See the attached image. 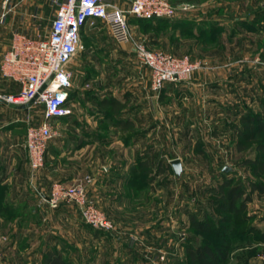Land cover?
Returning a JSON list of instances; mask_svg holds the SVG:
<instances>
[{
    "label": "rangeland",
    "instance_id": "1",
    "mask_svg": "<svg viewBox=\"0 0 264 264\" xmlns=\"http://www.w3.org/2000/svg\"><path fill=\"white\" fill-rule=\"evenodd\" d=\"M169 1L177 9L176 14L179 13L190 22L188 26L173 28L170 24L162 22L139 24L135 21L134 15L130 14L127 18L129 29L150 49L171 54L179 59L188 58L198 63L199 67L190 73L189 78L199 75L205 81H214L217 87L216 108L220 114L211 118L207 115L204 118V113L201 114L202 110L196 120L194 119V107L190 102H187L185 106L177 98L168 99L166 104L170 105L168 115H170L172 127L168 131L161 128L158 130V155L163 161L162 166L165 165L168 157L170 159L180 158L182 170L177 175L172 173L169 167L168 172L164 171L159 174V190L155 196L153 195L157 200V209L156 216L151 219L153 224L155 223L153 228L155 227L156 230L152 242H146L145 236L141 238L133 233L139 229H145L144 226L149 220L144 219L146 218L144 213L142 219L138 216L139 213L145 212L142 207L146 202L145 197L140 198L139 194L134 200V195L129 194L130 199L126 205L127 213L132 215L130 219L133 223L139 222L142 226H132L133 231L127 237L129 241L121 242V246L117 244L119 251V256L115 259L118 261L117 264L185 262L184 245L186 242L197 243L209 237L214 239L212 233L203 234L195 231L190 226L189 214L195 213L200 216L203 210H206L217 218L218 215L226 213L218 212L212 207L216 191L219 190L218 182L224 178L230 179L231 183L238 182L247 191L249 180L261 179L253 175L251 165L244 162L246 158L254 157L256 153L251 147L237 150V136L231 124L238 123L240 115L248 110L261 112L264 109V26H261L264 24V18L261 15L257 16V11L264 7V0ZM182 3L188 5L183 7ZM3 5L0 0V12ZM3 24L0 23V25ZM82 30L83 47L77 51L69 65L81 58L91 57L99 61V70L104 69L106 66H102L100 61L109 55L108 52L98 48L97 43L106 42L107 25L99 19H93L87 22ZM87 45L91 48H86ZM129 58L142 65L133 52ZM125 69L122 63L120 71H123L120 73H125ZM118 80L120 82H115L116 86L124 89L127 84L126 80L122 77ZM98 84L108 85L109 83ZM158 102L160 106L165 105L161 98ZM39 111L37 110L36 114H39ZM54 120L51 123L53 136L50 139L58 136L57 129L60 121L55 122ZM99 132L104 137H120L119 132L114 129ZM115 151H117V146H111L110 160L116 158ZM67 164L73 166L72 169L78 168L76 170L78 178L75 181L86 178L84 177L87 173L86 162H78L77 166L76 163L67 162ZM61 165L64 167L63 163ZM224 165H228L229 170L222 174ZM51 173L56 172L51 171ZM42 175L44 179L39 181V171L37 172L36 178L32 181V187L46 189L49 182L51 184L57 181V178L51 175H49L51 178H47L46 172ZM110 183H112L111 180L107 186L110 187ZM127 189L130 192L129 187ZM30 196L33 201L34 193L31 192ZM149 206L150 204L146 208L148 209ZM112 210L111 215L119 216V210L116 208ZM102 211L110 217L107 211ZM167 213H169L168 223L163 221L165 218H161ZM245 213L248 217L246 220L239 221L238 218H232L227 224L229 227L227 236L230 242L227 246L228 256L223 264H264V242H257L254 238L264 231V195L258 197L253 194L252 200L247 203ZM78 216L82 219L80 215ZM64 217L58 218L50 214L45 222L44 215L38 210H30L24 216L17 217L14 232L16 235L15 248L8 253L9 256L6 258H4L5 255L2 256L3 252L0 253V264H40L42 249L53 244L59 247L78 245L81 250L77 253L73 251L70 258L72 264L110 262L111 257L108 250L110 242L104 241L109 240L111 231L103 230L104 241L92 242L88 240V230L81 223L75 227L74 224L66 222ZM110 218L114 221L112 217ZM250 225H254L258 232L246 238L245 230ZM241 235H244V239L239 238ZM2 239L4 238L0 237V241ZM149 244L151 247L148 248ZM19 245H22V248L19 249ZM99 247H101L100 252ZM126 248L128 252H125ZM85 250L89 251L90 255H87ZM133 252H137L138 257H134Z\"/></svg>",
    "mask_w": 264,
    "mask_h": 264
},
{
    "label": "crops",
    "instance_id": "2",
    "mask_svg": "<svg viewBox=\"0 0 264 264\" xmlns=\"http://www.w3.org/2000/svg\"><path fill=\"white\" fill-rule=\"evenodd\" d=\"M62 1L11 0L4 4L1 0L4 5L0 12V23L4 24L0 25V60L9 47L15 31L31 36H45L55 10ZM110 1L121 8L128 7L126 0ZM173 17L182 18L179 13ZM105 34L106 42L97 43L99 44L97 47L108 52L109 55L100 61L102 66H106L104 69L99 70V61L91 57H84L68 64L72 73L69 87L71 96L66 104L69 112L50 120L51 123L54 119H56L55 122L60 121L57 129L58 136L48 142L44 164L39 170V181L44 179L42 173L46 172L47 178L56 177L57 181L72 183L78 178V172L76 173L78 168L72 169L73 166L67 162L76 163V166L78 162H86L87 173L84 177L90 178L87 185L88 195L100 209L107 211V214L114 219L117 233L111 231L109 240L104 241V231L94 229L80 219L76 206L63 204L53 210L39 203L37 193L31 186L29 160L23 141L27 114L32 116L34 123L41 122L42 105H33L27 109L25 104L8 103L0 98V237L4 238L0 241V253L3 252L1 254L3 257L5 255L4 258L9 256L8 253L15 248V219L24 216L30 210H38L44 215V221L50 217V214L58 218L65 216L66 222L74 224L75 227L81 223L88 230V240L110 242L108 250L111 259L104 264H117L118 261L115 260L119 256L117 244L129 241L127 237L133 231L132 226H142L139 222L133 223L130 219L132 215L127 213L126 205L130 199V193L134 195V200L139 194L140 198L145 197L146 202L142 206L145 212L139 213L138 216L142 219L144 213L146 217L144 219L149 220L144 226L145 229H139L133 233L141 238L145 236L146 242H152L156 230L155 227L153 228L155 223L153 224L151 219L156 216L157 209V200L153 195L155 196L159 190V174L168 172L170 166L172 168L168 157L164 163L166 170L158 171L157 169V164L163 162L158 155L157 132L160 128L168 131L172 127L170 115H168L170 105L166 102L173 97L185 106L187 102H190L194 107L196 120L202 110L201 114L204 113V118L207 115L211 118L220 114L216 108L217 87L214 81H205L203 77L193 75L185 80L166 82L158 94V91L150 88L148 68L129 58L133 52L131 45L116 42L108 27ZM86 48L91 47L87 45ZM122 63L126 67L123 74L120 73L123 71H120ZM120 77L126 80L124 89H119V86L115 84L120 82L118 80ZM18 89L17 82L0 74V95L13 93ZM160 98L165 105L160 106L158 102ZM37 110H40L39 114H36ZM111 129L118 131L120 137H104L99 132ZM113 145L117 146L116 158L110 160V150ZM51 171L56 173L52 174ZM109 180L112 182L110 187L107 186ZM43 184L46 185V183ZM47 185L46 189L51 185L50 182ZM31 192L34 193L33 201ZM148 204L150 206L147 209ZM114 208L119 210L117 217L114 214L111 215ZM161 218H165L162 220L168 223L169 213ZM149 246L151 247L150 244L147 247ZM20 248L22 245H19ZM80 250L77 244L75 247L72 245L59 247L57 244L45 246L41 251L40 264H42L43 256L51 252L59 253L62 257L69 259L72 264L70 258L73 251L77 253ZM128 251L126 248L125 252ZM85 252L90 255L89 251L85 250ZM133 253L134 257H138L137 252Z\"/></svg>",
    "mask_w": 264,
    "mask_h": 264
},
{
    "label": "built area",
    "instance_id": "3",
    "mask_svg": "<svg viewBox=\"0 0 264 264\" xmlns=\"http://www.w3.org/2000/svg\"><path fill=\"white\" fill-rule=\"evenodd\" d=\"M11 0H3L8 3ZM127 8H121L110 0H63L55 10L45 36H31L20 31L12 35L9 47L0 60V74L19 84L13 93L0 95L8 103L42 105L43 119L34 123L31 115L25 119L23 147L29 160L30 182L44 164V153L53 136L51 119L69 112L67 100L72 73L68 64L83 45L81 31L93 19L103 20L113 39L129 43L139 62L149 69L150 88L160 90L167 81L189 78L199 64L188 58H176L155 49L137 39L129 29L127 15L141 17H167L177 9L169 0H126ZM183 7L188 4L182 3ZM89 177L72 183L55 181L48 189H35L39 203L48 208L67 204L77 207L82 220L94 229L117 231L114 221L89 197Z\"/></svg>",
    "mask_w": 264,
    "mask_h": 264
},
{
    "label": "trees",
    "instance_id": "4",
    "mask_svg": "<svg viewBox=\"0 0 264 264\" xmlns=\"http://www.w3.org/2000/svg\"><path fill=\"white\" fill-rule=\"evenodd\" d=\"M259 10L260 11H257V16L261 15L264 18V7ZM128 16H130V14L127 15V18ZM134 19L139 24L147 25L152 24V22H157V24H159L162 22L164 24H170L173 28L180 26L185 27V25L188 26L190 23L183 17H141L134 15ZM261 26H264V24ZM68 94L70 97V90ZM231 127L236 132L237 150L251 147L256 153L254 157L246 158L244 162L250 164L252 174L262 180H249L247 191L240 183H231L230 179L224 178L222 181H219V190L216 191L217 193L213 199L214 204L211 206L218 212H226L225 215H218L216 218L206 210H203L200 216H197L195 213L189 214L190 226L199 233H212L214 239L209 237L197 243L191 241L186 242L184 245L186 261L177 262L176 264H223L228 256L227 246L230 242L227 236L229 231L228 222H230L232 218H238L239 221L246 220L248 218L245 213L246 206L247 203L252 200L253 194L258 197L264 195V109L261 112L248 110L242 113L238 118V123H232ZM165 168V166L161 165V162L157 164L158 171H163ZM170 169L173 171L171 166ZM221 173L224 174L225 172L221 171ZM256 232H258V230L254 228V225H250L245 230L246 238L251 237L252 234ZM239 238L244 239V235H241ZM254 238H256L255 241L257 242H264V231L260 232V234ZM41 262L42 264H70L69 259L62 257L59 253L53 252L45 254Z\"/></svg>",
    "mask_w": 264,
    "mask_h": 264
},
{
    "label": "water",
    "instance_id": "5",
    "mask_svg": "<svg viewBox=\"0 0 264 264\" xmlns=\"http://www.w3.org/2000/svg\"><path fill=\"white\" fill-rule=\"evenodd\" d=\"M33 100H34L33 98L30 99L27 103H25L24 106L30 105L33 102ZM170 164L172 165V168H173L175 174L178 175L180 173V171L182 170L180 158L174 157V158L170 159ZM228 170H229L228 165H224L222 168V171L226 172Z\"/></svg>",
    "mask_w": 264,
    "mask_h": 264
}]
</instances>
